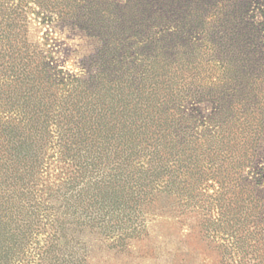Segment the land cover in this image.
I'll return each mask as SVG.
<instances>
[{"label":"trees","instance_id":"1","mask_svg":"<svg viewBox=\"0 0 264 264\" xmlns=\"http://www.w3.org/2000/svg\"><path fill=\"white\" fill-rule=\"evenodd\" d=\"M16 1L0 0V264H88L66 252L77 236L124 250L157 218L214 264H264V0ZM30 2L90 40L79 73L32 39Z\"/></svg>","mask_w":264,"mask_h":264},{"label":"rangeland","instance_id":"2","mask_svg":"<svg viewBox=\"0 0 264 264\" xmlns=\"http://www.w3.org/2000/svg\"><path fill=\"white\" fill-rule=\"evenodd\" d=\"M30 5L35 8L28 14L32 39L40 43L47 42V49H50L54 63L59 68L79 73L81 57L91 51L90 40L80 32L61 26L55 20V15L46 18V15H50L48 12L39 13V7L31 2ZM163 223L159 218L146 221L142 235L134 234L128 239L129 244L124 250L98 243L94 235H80L72 241L66 252L73 250L80 257L87 254L88 264H214L210 257H204L212 250L198 243L195 235H189L188 224L180 228L168 224L171 228L167 229L168 225ZM175 227L178 229L175 230Z\"/></svg>","mask_w":264,"mask_h":264}]
</instances>
